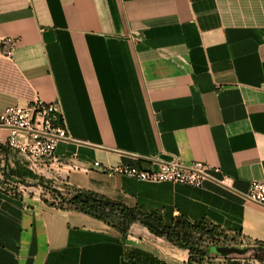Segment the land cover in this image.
Listing matches in <instances>:
<instances>
[{
	"label": "crops",
	"instance_id": "0c3cea01",
	"mask_svg": "<svg viewBox=\"0 0 264 264\" xmlns=\"http://www.w3.org/2000/svg\"><path fill=\"white\" fill-rule=\"evenodd\" d=\"M35 99L58 105L70 137L45 183L264 245V206L245 198L264 181V0H0V111ZM172 160L221 171L201 186L115 171ZM33 181L41 189L0 187V264H221L191 260L140 222L123 238Z\"/></svg>",
	"mask_w": 264,
	"mask_h": 264
},
{
	"label": "built area",
	"instance_id": "2783aa9c",
	"mask_svg": "<svg viewBox=\"0 0 264 264\" xmlns=\"http://www.w3.org/2000/svg\"><path fill=\"white\" fill-rule=\"evenodd\" d=\"M4 42L7 44V55H12L16 41L6 38ZM0 130L8 132L7 136L0 134V146L14 152L33 172L42 171L47 160L54 157L58 143L70 138L58 105L41 99H35L25 105L10 106L0 111ZM1 157L5 158L2 152ZM10 159L9 157V161ZM96 165L99 163L97 162ZM73 168L79 167L73 165ZM106 170L113 169L106 167ZM211 170L221 171L220 168L204 162L195 161L184 164L180 160L160 162L155 169H143L130 165L115 168V171L138 180L173 182L192 186H201L206 179L214 178L209 172ZM218 182L230 186L232 178L223 176L218 179ZM245 198L264 206V181L251 182Z\"/></svg>",
	"mask_w": 264,
	"mask_h": 264
},
{
	"label": "trees",
	"instance_id": "16d2710c",
	"mask_svg": "<svg viewBox=\"0 0 264 264\" xmlns=\"http://www.w3.org/2000/svg\"><path fill=\"white\" fill-rule=\"evenodd\" d=\"M4 153V166L0 169V187L11 190V183H27L25 179L37 180L44 187L49 188L53 195V205L62 209H75L93 218L101 220L115 228L125 238L134 222H140L157 236L166 237L173 244L186 248L190 252L191 260H204L210 254L209 247L201 245L205 237L215 238L229 236L207 219L190 221L182 215L173 218L170 224L164 221L163 214L159 211L145 210L139 206H129L96 192L79 188H66L65 191L45 183L44 179L29 169L21 158L15 159L12 165L9 161L10 150L0 146V153ZM10 183V184H8ZM12 185V186H11ZM257 262L234 259L230 264H264V245L250 249ZM248 251V252H249Z\"/></svg>",
	"mask_w": 264,
	"mask_h": 264
},
{
	"label": "rangeland",
	"instance_id": "374dc122",
	"mask_svg": "<svg viewBox=\"0 0 264 264\" xmlns=\"http://www.w3.org/2000/svg\"><path fill=\"white\" fill-rule=\"evenodd\" d=\"M10 163L13 164L15 159L20 158L19 156H17L14 152L10 151ZM4 166V157H1V153H0V169ZM34 173H36L37 175H39L40 177H42L43 175V171L40 170H36L34 171ZM2 174L1 170H0V175ZM43 178V177H42ZM27 183H22V182H17L16 183H11L12 187L8 186L9 189H14L16 188H25V186L28 187V189L34 191L37 189H41L37 183H35V181L31 180L30 178L25 179ZM10 184V183H8ZM43 186V185H42ZM43 189L46 190L47 192V196L49 199H51L52 197L54 198V195L52 193V191L49 188H46L43 186ZM54 201V200H53ZM210 244H216V245H232V246H236V243L234 241L231 240L230 237L226 238L224 235H221L219 237H215V238H208L205 237V239L202 241L201 245L204 247L209 246ZM213 250V248H212ZM215 251V250H213ZM206 258H219V261L221 264H230V262H232L234 259H239L242 261H250V262H257L258 260L256 258H254V253L252 251L247 252L246 254L240 255V254H230L228 256H221L218 254H212V255H208L206 256Z\"/></svg>",
	"mask_w": 264,
	"mask_h": 264
},
{
	"label": "water",
	"instance_id": "95a60500",
	"mask_svg": "<svg viewBox=\"0 0 264 264\" xmlns=\"http://www.w3.org/2000/svg\"><path fill=\"white\" fill-rule=\"evenodd\" d=\"M251 248L249 247H240V246H230V245H224V246H218L215 247L214 250L218 254L222 256H228L230 254H246Z\"/></svg>",
	"mask_w": 264,
	"mask_h": 264
}]
</instances>
